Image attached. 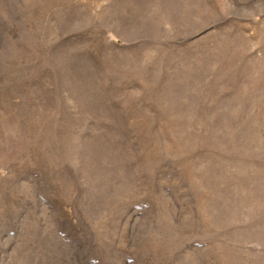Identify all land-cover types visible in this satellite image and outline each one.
<instances>
[{"label":"rangeland","instance_id":"1","mask_svg":"<svg viewBox=\"0 0 264 264\" xmlns=\"http://www.w3.org/2000/svg\"><path fill=\"white\" fill-rule=\"evenodd\" d=\"M0 264H264V0H0Z\"/></svg>","mask_w":264,"mask_h":264}]
</instances>
